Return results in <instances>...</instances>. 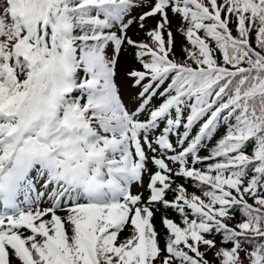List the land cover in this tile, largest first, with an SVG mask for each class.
<instances>
[{"label": "snow or ice", "instance_id": "6c2138e0", "mask_svg": "<svg viewBox=\"0 0 264 264\" xmlns=\"http://www.w3.org/2000/svg\"><path fill=\"white\" fill-rule=\"evenodd\" d=\"M0 264H264V0H0Z\"/></svg>", "mask_w": 264, "mask_h": 264}, {"label": "trees", "instance_id": "16d2710c", "mask_svg": "<svg viewBox=\"0 0 264 264\" xmlns=\"http://www.w3.org/2000/svg\"><path fill=\"white\" fill-rule=\"evenodd\" d=\"M175 23V20L173 21ZM149 23H151V21H149ZM177 41H179L181 39V37L177 34ZM121 75L120 70H118V77ZM133 191H135V188H133Z\"/></svg>", "mask_w": 264, "mask_h": 264}, {"label": "rangeland", "instance_id": "374dc122", "mask_svg": "<svg viewBox=\"0 0 264 264\" xmlns=\"http://www.w3.org/2000/svg\"><path fill=\"white\" fill-rule=\"evenodd\" d=\"M119 78V77H118Z\"/></svg>", "mask_w": 264, "mask_h": 264}]
</instances>
